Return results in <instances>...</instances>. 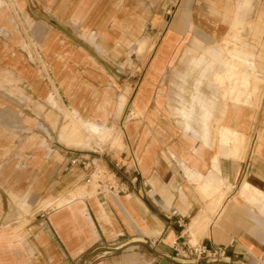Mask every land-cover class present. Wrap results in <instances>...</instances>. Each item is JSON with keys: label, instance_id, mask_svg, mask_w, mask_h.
Wrapping results in <instances>:
<instances>
[{"label": "crops", "instance_id": "crops-1", "mask_svg": "<svg viewBox=\"0 0 264 264\" xmlns=\"http://www.w3.org/2000/svg\"><path fill=\"white\" fill-rule=\"evenodd\" d=\"M262 1H161L158 5L185 7L165 31L148 73L159 79L166 65L177 57L179 43L185 42L191 28L196 25L187 11L190 5H262ZM81 2L82 5H59L57 17L48 18L47 35L41 40L52 75L69 105L75 98L76 89L62 84V81L66 77L72 80L76 75L84 74V67L76 59L79 53L91 63L93 56L103 69L99 73L108 74V71L96 55L78 44L74 34L64 32V26H80L84 19L83 25H95L101 33H106L109 31L103 18H111L113 24L114 18L109 11L115 5H122L125 11L122 10L120 14L127 17H130V13L124 5H140V0ZM87 4L93 6L88 8ZM214 9L212 14L216 11ZM226 10L230 11V8ZM228 15L229 12L223 18H218L222 21L219 22L221 25H225ZM207 19L213 25L218 23L215 18ZM1 41L0 38V84H8L10 80L15 85L17 82L14 81L22 76L31 80L32 88L47 95L50 84L40 86L27 61L10 45L8 51L3 49L8 47V43L3 47ZM239 53L250 58L257 56V53L242 50ZM49 57L59 62L56 63V70ZM95 83L89 82L88 88ZM154 87L146 98L138 97L137 93L133 101L140 115L124 128L129 149L119 160L116 159L111 170L106 171L108 181L114 188L98 189L93 194L65 195L85 177L81 175L83 168L75 165L78 162L68 166L58 163L47 179L43 173L38 177L40 183L33 176L31 180L27 178L23 182H29L28 185L33 188L48 180L43 184L45 188L41 189L48 197L41 201L40 206L48 208L55 204V207L48 214L43 213V217H46L43 223H31L26 226L25 232L14 226H0V264H195L197 260L192 248L196 244L192 241L199 240L197 245L228 246V252L219 261L202 260L198 264H264V128L257 136L243 173L242 163L237 168L227 160V157H242L246 152L247 131H252L254 125L259 126V115L252 109L243 110L236 103H218L220 108L211 121L215 123L221 119L222 123L216 127L215 134L214 127L210 128V124L205 123L209 115L203 113L200 116L193 111L197 115L194 117L197 120L202 118L203 123L192 121V130L196 132V135H192L179 125L177 128L174 121L159 114L156 108L150 106L148 109ZM154 98L155 105H162L160 95ZM260 117V121H264V115ZM213 136L216 137V145L213 144ZM4 137L8 136L0 129V159L8 148L3 142ZM243 138L246 139L244 145ZM48 166H43L41 171ZM115 169L123 176H118ZM47 170L49 172L51 169ZM221 174L224 178L228 176L233 184L238 179L242 181V176L246 175L242 187L240 185V193L233 196L240 197L241 202L237 198L228 199L222 205L223 193L214 194L215 191L219 193L223 183ZM55 175L58 179L56 185L53 182L55 189L52 190L49 179ZM60 195L57 199L53 198ZM2 197L0 191V201ZM203 201L206 203L201 207ZM186 219H190L188 228H184Z\"/></svg>", "mask_w": 264, "mask_h": 264}, {"label": "rangeland", "instance_id": "rangeland-1", "mask_svg": "<svg viewBox=\"0 0 264 264\" xmlns=\"http://www.w3.org/2000/svg\"><path fill=\"white\" fill-rule=\"evenodd\" d=\"M161 1L140 0V5H124L130 17L121 16L125 8L115 5L109 11L114 18L113 24L111 18H103L109 31L106 33H101L95 25H83L84 19L80 26H64V32L74 34L78 44L96 55L108 71V74L99 73L103 69L96 59L90 55L93 58L91 63L79 53L76 59L84 67V74H78L72 80L66 77L62 81V84L76 89L75 98L69 105L52 75L41 40L47 35L48 18L57 17L59 5H82L81 0H0V38L3 47L8 43V47L3 49L8 51L12 47L17 50L32 67L37 77L35 81L40 86L50 84L46 93L50 94L48 98L43 91H36L30 86L31 80L22 76L14 81L17 82L15 85L8 79V84H0V129L8 136L3 139L8 148L0 159V191L3 195L0 201V226H14L25 232L26 226L31 223H43L46 218L43 213L48 214L54 209L55 204L48 208L40 206L41 201L48 197L47 193L41 192L48 180L32 188L29 182L23 183L27 178H38L43 173L47 179L58 163L73 165V160L77 159L78 164L75 165L83 168L81 175L85 177L65 195L93 194L99 191L98 186H89L87 174L96 168L104 177V173L113 168L112 164L128 151L124 128L140 115L133 101L137 93L138 97L146 98L152 91L158 78L151 77L149 66L165 31L185 7L158 5ZM87 5L88 8L93 6ZM225 7H229L230 11ZM213 9L216 10L214 14ZM187 11L196 25L191 28L185 42L179 43L177 57L166 65L156 82L148 109L150 106L156 108L159 114L174 121L177 128L179 125L182 130H187L177 112L182 106L181 100L188 98L185 103L188 111L196 108L194 112L201 114L203 109L206 114L212 109V115L207 117L205 123L210 124V128L214 127V134L216 127L222 123L221 119L215 123L211 121L220 108L218 103H236L243 110L252 109L259 115V126L254 125L252 131H247L246 152L242 157H227L237 168L242 163L243 173L257 136L264 128V121H260V115H264V1L262 5H190ZM226 11L229 12V19L225 25H221L222 21L218 18H223ZM208 17L215 18L218 23L213 25ZM239 50L257 53V56L245 57ZM49 58L56 70V63L59 62ZM89 82L96 83L88 88ZM158 95L162 105H155L154 97ZM208 98L213 101L209 102ZM245 141L243 138V145ZM213 144L216 145V137ZM47 164L49 168L41 171ZM86 165H89L88 168H85ZM47 169L51 170L47 172ZM117 175L123 176L118 172ZM220 177L223 183L219 193L215 191L214 194L223 193L222 205L228 199L237 198L241 202L240 197L233 196L240 193L238 191L246 175L242 176V181L238 179L235 185L228 176L224 178L221 174ZM57 179L56 175L49 179L52 190L55 189L53 182L56 185ZM35 180L40 183L39 178ZM205 203L203 201L201 207ZM189 221L186 219L184 228H188ZM188 234L191 236V233ZM199 242L192 241L193 244Z\"/></svg>", "mask_w": 264, "mask_h": 264}, {"label": "built area", "instance_id": "built-area-1", "mask_svg": "<svg viewBox=\"0 0 264 264\" xmlns=\"http://www.w3.org/2000/svg\"><path fill=\"white\" fill-rule=\"evenodd\" d=\"M76 162L77 159H74L73 163ZM88 166L89 165H86L85 167L88 168ZM106 174L107 173H104L105 176L103 177L102 173L95 168V170L92 171L86 181L89 185L96 184L99 190L102 188L112 189L114 188V185H112L111 182L108 181V177L106 176ZM192 252L197 260L195 264H198V262L202 260L219 261L227 255L228 246L208 247L203 244H196L193 246Z\"/></svg>", "mask_w": 264, "mask_h": 264}, {"label": "bare ground", "instance_id": "bare-ground-1", "mask_svg": "<svg viewBox=\"0 0 264 264\" xmlns=\"http://www.w3.org/2000/svg\"><path fill=\"white\" fill-rule=\"evenodd\" d=\"M86 34V33H85ZM85 37H86V35H85ZM193 63V62H192ZM193 72V71H192ZM194 73V72H193ZM195 73H196V71H195ZM197 74V73H196ZM191 75H192V73H191ZM195 76V75H194ZM182 88V87H181ZM185 88V87H184ZM187 89V88H186ZM192 91V90H191ZM197 91V90H196ZM200 92V91H199ZM184 93H185V91H184ZM203 94H205V93H203ZM200 95V94H199ZM207 95V94H206ZM183 96V95H182ZM182 96H181V98H182ZM204 96V95H203ZM212 96V95H211ZM208 97V96H207ZM194 99V98H193ZM199 99V98H198ZM187 101H188V98L186 99ZM186 100H185V98H183L182 100H181V105L182 106H180L179 107V109H178V112H177V115H178V117L180 118V119H182L184 122H185V128L187 129V130H185V131H188L190 134H192V135H196V132H194L193 130H192V126H191V124H192V121H198V123H203V120H202V118H199L198 120L196 119V117H194L195 115L191 112V111H188L187 109H186V107H187V105L185 104L186 103ZM196 100V99H195ZM203 100V99H202ZM205 100V99H204ZM211 100V99H210ZM212 101V100H211ZM210 102V101H209ZM191 103V102H190ZM193 103V102H192ZM202 103V102H201ZM188 104V103H187ZM203 104V103H202ZM185 105H186V107H185ZM192 105V104H191ZM194 106H195V104H193ZM199 106V105H198ZM207 106V105H206ZM212 106V105H211ZM210 106V107H211ZM214 106V105H213ZM192 107V106H191ZM196 107V106H195ZM212 108V107H211ZM193 109V108H192ZM196 109V108H195ZM195 109H194V111H195ZM199 109V108H198ZM200 109H202V108H200ZM208 109V108H207ZM212 110V109H211ZM210 110V112H212ZM204 111H206V110H204ZM196 112H198V111H196ZM209 112V113H210ZM202 113H203V109H202ZM201 113V114H202ZM206 113H207V116L208 117H210L211 116V114H208V111H206ZM201 114H200V116H201ZM176 115V116H177ZM206 115V114H205ZM197 116V115H196ZM204 117H206V116H204ZM203 119H205V118H203ZM207 120V119H206ZM209 120V119H208ZM203 213V212H202Z\"/></svg>", "mask_w": 264, "mask_h": 264}]
</instances>
